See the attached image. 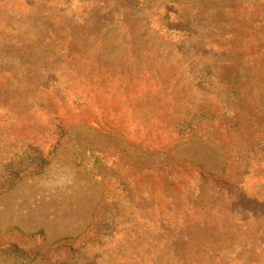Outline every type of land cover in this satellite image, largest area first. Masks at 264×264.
I'll use <instances>...</instances> for the list:
<instances>
[{
  "label": "rangeland",
  "instance_id": "374dc122",
  "mask_svg": "<svg viewBox=\"0 0 264 264\" xmlns=\"http://www.w3.org/2000/svg\"><path fill=\"white\" fill-rule=\"evenodd\" d=\"M0 264H264V0H0Z\"/></svg>",
  "mask_w": 264,
  "mask_h": 264
},
{
  "label": "trees",
  "instance_id": "16d2710c",
  "mask_svg": "<svg viewBox=\"0 0 264 264\" xmlns=\"http://www.w3.org/2000/svg\"><path fill=\"white\" fill-rule=\"evenodd\" d=\"M40 234H42V232L32 233L30 234V236H35V235H40Z\"/></svg>",
  "mask_w": 264,
  "mask_h": 264
}]
</instances>
